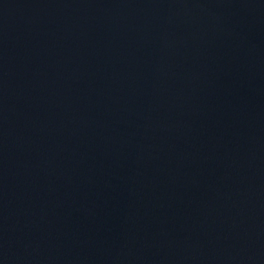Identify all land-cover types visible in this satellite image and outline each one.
<instances>
[{"label": "water", "instance_id": "obj_1", "mask_svg": "<svg viewBox=\"0 0 264 264\" xmlns=\"http://www.w3.org/2000/svg\"><path fill=\"white\" fill-rule=\"evenodd\" d=\"M0 264H264V0H0Z\"/></svg>", "mask_w": 264, "mask_h": 264}]
</instances>
